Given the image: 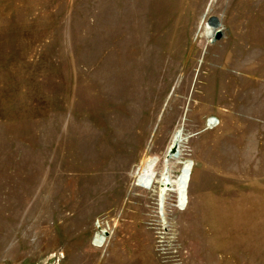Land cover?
Segmentation results:
<instances>
[{
    "label": "rangeland",
    "instance_id": "374dc122",
    "mask_svg": "<svg viewBox=\"0 0 264 264\" xmlns=\"http://www.w3.org/2000/svg\"><path fill=\"white\" fill-rule=\"evenodd\" d=\"M0 264H264V0H0Z\"/></svg>",
    "mask_w": 264,
    "mask_h": 264
},
{
    "label": "water",
    "instance_id": "95a60500",
    "mask_svg": "<svg viewBox=\"0 0 264 264\" xmlns=\"http://www.w3.org/2000/svg\"><path fill=\"white\" fill-rule=\"evenodd\" d=\"M209 24L213 28V33H214L212 40H211V43H215V42L221 40L223 37V33H222V30L219 29V27H220L219 20L217 18L216 19L214 18ZM180 142H181V140H177L174 142L173 146L169 150L170 155H174V154L178 153Z\"/></svg>",
    "mask_w": 264,
    "mask_h": 264
},
{
    "label": "bare ground",
    "instance_id": "6f19581e",
    "mask_svg": "<svg viewBox=\"0 0 264 264\" xmlns=\"http://www.w3.org/2000/svg\"><path fill=\"white\" fill-rule=\"evenodd\" d=\"M142 1H143V0H142ZM126 4H127V3H126ZM161 7H162V6H161ZM165 8H166V7H165ZM162 10H163V8H162ZM166 10H168V9H166ZM166 10H165V11H166ZM155 11H156V10H155ZM157 11H158V10H157ZM162 12H163V11H162ZM134 13H135V12H134ZM164 13H165V12H164ZM162 14H163V13H162ZM119 15H120V14H119ZM163 15H164V14H163ZM163 15H162V16H163ZM152 17H154V16H152ZM116 23H117V22H116ZM116 26H117V25H116ZM115 34H116V33H115ZM209 34H210V36L212 37V35H213L214 33H213V31H212V32L209 33ZM136 35H137V34H136ZM141 57H142V56H141ZM113 60H114V59H113ZM119 67H120V66H119ZM177 140H181V142L179 143V149H180V146H181V144H182V142H183V139H182L181 136L179 135V136H177V137L175 138V141H177ZM175 141H174V142H175ZM174 142H173V144H174ZM173 144H172V146H173ZM172 146H171V147H172ZM171 147H170V148H171ZM170 148H169V150H170ZM179 149H178V150H179ZM169 150H168V155L171 156V157H175L176 154H174V155H170V154H169Z\"/></svg>",
    "mask_w": 264,
    "mask_h": 264
}]
</instances>
